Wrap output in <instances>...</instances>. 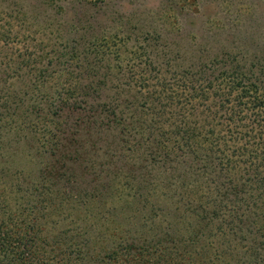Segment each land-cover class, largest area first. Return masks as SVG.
<instances>
[{
	"label": "trees",
	"instance_id": "1",
	"mask_svg": "<svg viewBox=\"0 0 264 264\" xmlns=\"http://www.w3.org/2000/svg\"><path fill=\"white\" fill-rule=\"evenodd\" d=\"M253 33H232V51L185 49L196 61L166 69L148 31L124 46L123 65L96 36L71 46L74 71H50L51 57L37 68L39 47L4 63L0 264H264V56ZM167 70L180 81L166 84Z\"/></svg>",
	"mask_w": 264,
	"mask_h": 264
},
{
	"label": "rangeland",
	"instance_id": "2",
	"mask_svg": "<svg viewBox=\"0 0 264 264\" xmlns=\"http://www.w3.org/2000/svg\"><path fill=\"white\" fill-rule=\"evenodd\" d=\"M12 1L8 8L0 12V29L6 31L4 39L0 40V67L4 63L15 65L19 62L20 53L26 60L27 55L39 47L42 50L38 52L37 68L43 70L45 62L51 57L50 71L68 65L74 71L77 59H70L73 54L71 46H75L78 53L91 46L93 36L106 41L105 51L109 57H114L112 62L123 65L124 46L127 51L133 48L134 44L130 47L132 37L141 40L144 31L152 32L149 37L155 51L158 50L154 53L162 69H166L163 64L170 58L180 65L187 61L195 62L192 59L194 54L190 60L180 56L185 49L193 52L195 46L218 49L222 48L220 41L232 51L238 46L232 33L238 34L246 27L254 31L257 41H262L261 55L264 56V0ZM15 1L21 6V14L15 10L19 8L15 6ZM156 32L161 39L154 34ZM117 49L120 55L116 58ZM176 69L178 72L180 68ZM133 72L137 77L136 71ZM177 72L167 70L162 73L165 83L180 81ZM13 86L19 87L20 84L16 82Z\"/></svg>",
	"mask_w": 264,
	"mask_h": 264
}]
</instances>
